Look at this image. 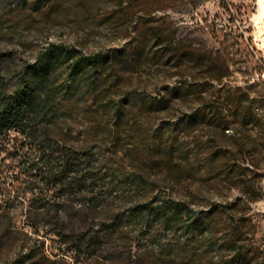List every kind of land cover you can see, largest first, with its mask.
I'll return each instance as SVG.
<instances>
[{
  "label": "trees",
  "instance_id": "1",
  "mask_svg": "<svg viewBox=\"0 0 264 264\" xmlns=\"http://www.w3.org/2000/svg\"><path fill=\"white\" fill-rule=\"evenodd\" d=\"M144 8L151 13L165 5ZM154 47L152 57L175 64L204 61L196 47L173 38L160 23L126 44L86 53L48 41L9 75L0 68V254L19 241L17 251L0 255V264H178V256L193 254L191 246L171 240L178 230L204 232V250L213 251L205 264H264L262 251L238 243L246 221L238 212L261 197L262 173L245 156L238 127L252 122L250 105L228 95L204 102L199 88L200 105L159 122L152 139L148 130L136 133L126 126L130 109L169 110L172 95L195 87L184 81L159 96L122 92L127 75ZM79 110L89 123L76 131L69 115ZM203 123L226 139L225 147L213 143L203 162L210 173L206 190L240 193L227 203L195 198L191 189L183 197L174 194L181 180L175 178L180 172L175 152L188 156L186 141L175 131ZM260 137L264 150V134ZM149 167L161 170L160 181L149 178ZM222 232L233 253L228 258L216 240Z\"/></svg>",
  "mask_w": 264,
  "mask_h": 264
},
{
  "label": "rangeland",
  "instance_id": "2",
  "mask_svg": "<svg viewBox=\"0 0 264 264\" xmlns=\"http://www.w3.org/2000/svg\"><path fill=\"white\" fill-rule=\"evenodd\" d=\"M158 5H165V8L154 9L151 13L140 10ZM160 23L173 38L186 46L196 47L204 55V61L198 65L191 61L175 64L165 56L154 54L152 57L155 47L148 51L149 58L125 78L120 87L122 92L135 90L159 96L166 91L165 87L171 88L184 81H192L195 87L192 86V92L187 95H170L169 110L152 106L130 109L126 126L136 133L148 130L152 139V130L159 122L174 121L190 106L200 105L199 88L203 89L204 102L216 95L221 98L228 95L250 105L252 122L246 127L234 126L240 128L245 156L250 163H257L258 168L254 169L262 173L258 178L261 197L250 202L247 211L238 212L246 218L238 243H249L264 256V150H259L260 135L264 134V12L259 0H0V68L9 75L22 62L32 59L48 41L75 45L80 52L86 53L126 44L149 24ZM213 73H223V76L220 80L212 79L209 75ZM69 116H72L76 131L89 123L81 110ZM105 119L101 117L100 122ZM175 133L188 147V156L183 152H175L174 156L180 169L175 178L181 179L173 188L176 196L183 197L187 189H191L195 191V198H217L227 203L240 194L237 189L223 188L217 192L205 189L210 173L204 169L203 157L213 143L226 146V139L217 129L203 123L179 127ZM149 172L152 181H160L163 175L157 167H149ZM160 187L166 186L160 183ZM240 202L243 205L245 200ZM222 219L225 225L228 215L224 214ZM18 220L25 224L22 214L18 215ZM219 235L216 240L224 244L225 232ZM172 239L193 249L191 256H178L175 260L178 264H205L213 253L204 250L208 243L204 232L178 230ZM18 245L19 241L13 242L3 248L0 255L5 251L14 253ZM232 254L224 244L222 257Z\"/></svg>",
  "mask_w": 264,
  "mask_h": 264
},
{
  "label": "bare ground",
  "instance_id": "3",
  "mask_svg": "<svg viewBox=\"0 0 264 264\" xmlns=\"http://www.w3.org/2000/svg\"><path fill=\"white\" fill-rule=\"evenodd\" d=\"M259 6L262 12H264V0H259Z\"/></svg>",
  "mask_w": 264,
  "mask_h": 264
}]
</instances>
